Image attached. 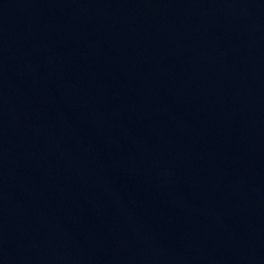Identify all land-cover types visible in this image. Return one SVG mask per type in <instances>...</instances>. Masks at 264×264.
<instances>
[{"label":"water","instance_id":"1","mask_svg":"<svg viewBox=\"0 0 264 264\" xmlns=\"http://www.w3.org/2000/svg\"><path fill=\"white\" fill-rule=\"evenodd\" d=\"M0 264H264V0H0Z\"/></svg>","mask_w":264,"mask_h":264}]
</instances>
